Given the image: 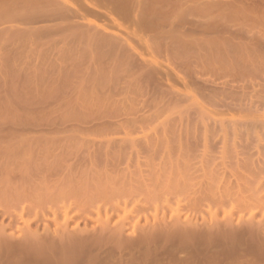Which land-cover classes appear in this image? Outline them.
Masks as SVG:
<instances>
[{
	"label": "rangeland",
	"instance_id": "obj_1",
	"mask_svg": "<svg viewBox=\"0 0 264 264\" xmlns=\"http://www.w3.org/2000/svg\"><path fill=\"white\" fill-rule=\"evenodd\" d=\"M198 1L205 3L209 0ZM221 1L226 3L208 9L205 6L201 8L203 3H197L200 7H196L194 0H53L49 6L22 5L16 0H0V129L7 133L14 126H27L28 129L35 130H30L34 132L29 135L30 140L52 139L56 135L46 132L47 126L50 128L56 124L110 121L111 118L112 121H117L142 114L146 116V122L153 126L168 123H187L191 126L200 124L197 125L200 131H197L198 135L203 130L202 124L210 126L215 121L223 124L222 126H229L228 128L235 126L233 121H246V125L253 126V129L259 125L264 128V0L263 3L261 0ZM253 2H259L262 7L246 11ZM110 38L113 40L110 41ZM223 38L228 41H222ZM122 76L127 84L124 89H116L112 84ZM113 79L112 84H109ZM107 85H110L109 88ZM256 101L263 103L261 107ZM242 123H237L236 126ZM215 124L210 128L215 129L218 126ZM219 127L217 130L221 131V125ZM263 128L254 131L263 135ZM209 131L206 133L216 135L212 129V132ZM245 132H242L244 141L248 134L255 135L248 130L245 137ZM222 134L223 132H219L217 136L220 138ZM251 134L249 137L252 139L254 136ZM215 135L214 138L218 139ZM202 136L200 134L199 137ZM71 139L70 142L76 148L80 147L76 145L81 141L98 140L94 135L86 138L75 135ZM251 139L246 144L252 146L246 149L252 150L253 145L258 146V140L254 143L256 136L253 141ZM220 141L222 142L221 138ZM220 141L218 143L221 146L217 143L218 147L215 145L214 150L212 149L216 154L214 156H217L216 160L221 158L216 162L219 165L223 155L220 154L223 151ZM70 142L68 145L73 146ZM257 146L252 152L246 150L254 155H250L253 159L251 165L254 160L262 159L260 154H264V144L258 146V150ZM202 153H205L204 147L199 148L198 154ZM249 160L246 162L247 166L244 165L246 168L243 167L245 163H241V168L234 165L227 171L224 170L226 172H223V166L218 165L219 174L215 180L207 179L202 169H198L194 175L192 189L196 192L192 196L202 205L214 202L229 209L230 204H222L218 198L226 193L230 195L228 200L239 197L238 202L242 205L244 198L250 199L249 201H254L253 198L259 200L253 207H243L237 205V202L232 215H225L220 210L215 222L221 227H233L231 230L237 233L255 229L252 237L246 236L243 240L244 244L247 241L248 246L246 244L243 249L241 246L235 250L228 248L229 246L219 249L201 246L190 255L191 258L195 257L196 262L198 259L200 262L209 258L212 261L217 259V262L224 258H237L238 261L239 258H244V264L254 261L256 262L253 264H259V259L264 264V173L261 170L263 174L260 171L258 174L257 166L253 165L250 167L257 174L253 169L252 174H249ZM256 161L258 166V163L264 162ZM208 185H211L210 190L206 189ZM6 206L9 205L4 207L7 208ZM5 208L0 201V222L5 216ZM187 211L184 210L186 216H182V223L191 219L192 225L196 224L199 228L196 225L194 227L200 229V232L210 229L208 217L203 219L200 213ZM240 215L244 218L241 219ZM6 221L5 227L8 224ZM185 223L181 224L185 225V229H195L186 226L191 223ZM14 226L15 238L10 235L11 226L6 229L10 231L6 232L7 237L10 235L8 239L4 236V240H9L8 244L22 242L19 240L17 225ZM42 228L41 226L40 235H49L50 232L45 229L42 231ZM49 236L53 237L52 234ZM159 243L164 244V249H174L173 242ZM159 243L157 248H154L155 244L151 247L154 246L155 251L158 246L159 251L164 250ZM255 247L259 249L255 250ZM93 249L95 248L85 253L92 255L95 251ZM253 249L260 256L257 252L255 255ZM155 251L153 254L157 255ZM162 252L160 254L164 258L158 260L164 262V259L171 257ZM4 255H0V264H8L7 260L9 264L15 263L14 259L10 263L8 253V256ZM88 256L86 255L87 258ZM95 256L104 257L105 254ZM178 256L182 258L185 255ZM104 258L103 261L106 259ZM172 258L170 259L175 262L177 259L176 263H179L177 256ZM83 259L79 261H86ZM189 261L193 262L191 259ZM87 263L97 264L91 261H86Z\"/></svg>",
	"mask_w": 264,
	"mask_h": 264
},
{
	"label": "bare ground",
	"instance_id": "obj_2",
	"mask_svg": "<svg viewBox=\"0 0 264 264\" xmlns=\"http://www.w3.org/2000/svg\"><path fill=\"white\" fill-rule=\"evenodd\" d=\"M16 1L22 5L49 6L53 3V0ZM194 3H200V1L194 0ZM225 3L221 0H209L205 1L201 8L205 6V8L213 9V7ZM232 3L234 2L232 1ZM253 3L248 6L252 9L246 8V11L257 10L262 7L259 6L261 5L259 2L258 5ZM198 6L199 4L196 5V7ZM111 40L113 39L110 38ZM231 41L233 40L231 39ZM227 45L229 44L227 43ZM250 47H253V45ZM256 49H259V47ZM122 77L113 82L114 78L109 84L113 82L112 86L116 89L118 87L124 89L127 82L124 76ZM109 86L106 87L109 88ZM257 103L261 107L264 102L262 104ZM121 119L112 121L111 118L110 121L97 120L77 124H56L51 125L50 128L47 126L48 129L46 128L45 131L51 135H56L52 139L37 138L30 140L29 135L34 133L32 131L35 130L28 129L27 126H14L7 133L0 129V201L3 203V208H5V205H9L6 206L8 209L5 208V216L2 217L0 222V251H2L0 255H4V252H6V255L8 253L11 257L10 263L14 259L15 263L13 264H74V262L80 264L84 256L87 262L91 261L97 264L243 263L244 258L242 260L239 258V261L237 258L234 260L224 258L218 262L217 259L212 261L210 258L208 259L209 262L205 259L203 260L207 262H202V259H200L202 261L199 262L198 259L196 262L195 257L191 258V253L193 251L197 252L201 246L216 249L229 246L228 248L232 247L233 250L243 246V249L244 245L247 244V241L244 244L243 240L246 239V236L252 237L255 231V229L254 231H246L247 229H245L247 233H237L231 230L233 228L231 224V229L225 228V225L222 227L217 225L215 222L219 217V212L223 211L225 215H232L233 209L236 208L234 204H237L240 198L231 197L228 200L227 198L230 196L227 195L228 193L220 195L218 198L222 204L226 202L230 204L231 208L229 209L214 202L202 205L196 197L192 196L193 192H196L195 189H192V179L198 169H202L209 180L217 178L219 162H216L220 161L221 158L218 157L219 160H216L217 156H214L216 154H214L213 147L220 141V138L223 145V151L220 154L223 153V155L219 166H223V172L234 165L241 168V163H245L243 167L246 168V162L250 159L248 168L251 173L249 174H252V169L255 173L256 170L257 173L258 171L264 173V162H261L264 161V154L259 152L262 156V159H259L261 163H258L260 166L263 165L261 169L257 163L255 164L256 160H254L253 165L258 168L254 171V168H251L254 155L252 154V156L246 151L252 152L257 146L253 145L252 150L246 149L252 146L246 144L251 139L249 137L251 133L248 134V130L252 132L260 127L262 129L263 126L257 124L259 128L254 126L253 129V126L246 125V121L243 123L233 121L235 126L232 125L233 127L228 128L229 126H222L223 124H218L215 121L211 125L216 123L218 124V126L215 124L217 128L221 125V131H219L220 127L217 130L215 126V130L214 127L210 128L209 123L210 126H207L206 123L205 126L201 125L203 130L198 135L197 131H199L198 126L200 124H192L193 126H191L187 123H183L185 125L168 123L162 126H153L146 122V116L143 114L130 119ZM262 121L264 122V119ZM263 122H260L261 125H263ZM223 123L226 122L223 121ZM237 123L244 124H241L244 128L240 124H238L240 127L236 126ZM245 125L249 127L246 128ZM211 129L213 133H216L214 135L218 139L214 138L212 133H206L209 130V132H212ZM219 132H223V137L219 138L217 136ZM242 132L246 133L245 137L248 134L245 141ZM257 132L259 131L256 130L252 132L255 135H251L254 136L253 138L256 136L254 143H257L256 140H258V146H260L262 143L264 144V130L262 131L263 135ZM200 134L203 135L202 138L199 137ZM75 135L84 138L88 135H94L98 140L81 141L82 145L78 142L79 144L76 143V146L80 145V147L76 148L75 144L70 142ZM253 138L251 141H253ZM63 142H67V145ZM68 142L74 145L70 146ZM227 143L230 146H227ZM218 144V146H221L220 143ZM217 145L215 147H218ZM258 146L257 150L259 149ZM200 147L205 148V153L198 154ZM228 147L232 148L229 149ZM210 186L208 185L206 189H209ZM244 200L243 205L239 202L237 205L253 207L259 203V200L254 198V201L252 199L249 201L250 199L247 200V198H244ZM184 210H188L187 212L196 211L203 216V219L208 217L211 223L208 227L210 229L207 231L203 229L204 232H200L201 230L197 229L199 227L196 224L192 225L191 219L190 221L185 220L187 224L191 223L186 226L190 228L192 226L193 228L196 225L197 228H194L198 231L185 229V225L181 226L185 223L181 221L185 215ZM240 216L241 219L244 218L242 215ZM189 217L191 216L189 215ZM5 220L8 221L6 227L4 226ZM14 224L17 225L16 228L19 230L20 237L18 238L22 242L17 243L19 241H14V244H8L7 241L9 240H4L7 237L6 232L9 231H6V229L11 226L9 228L11 233L10 231L9 233L15 238ZM41 226L43 227L42 231H44L43 229L48 230L49 235L52 234L53 237H50L47 233L45 237L41 236L39 233ZM227 226L229 227V224ZM249 228H252V226ZM159 241L171 242V244L173 242V246H171L174 249L166 247L171 250L166 252L167 249H164V244L159 243ZM175 241L177 242L175 243ZM157 243L162 244L163 248L161 249H164L162 251H164L165 256L170 255V258L177 256L179 263H176L177 259L176 262L172 260L174 257L172 259L166 258L168 260L164 259L167 261L166 263L164 260V262L158 260L163 254L162 251H159L160 246L156 251L153 249L154 246L151 247L155 244L156 247L154 248H157ZM165 245L169 246L167 243ZM92 248H95L93 249L95 250L94 253L92 252L94 255L87 254L88 250L91 251ZM251 248H253V245ZM256 248L254 249L256 250ZM99 251H101V254H105L106 259L102 256H95L96 254L101 255ZM154 251L158 258L157 255L153 254ZM95 252L99 253L95 254ZM196 252L193 253L194 256H196ZM167 253L169 254L167 255ZM86 255H89L88 258L92 256L89 261ZM178 255L185 256L180 258ZM101 257L105 260L103 261ZM190 259L193 262H190ZM98 260H102V262ZM86 261H83L84 264H86ZM259 261L258 263L261 264L260 259ZM7 262L9 264L8 260Z\"/></svg>",
	"mask_w": 264,
	"mask_h": 264
}]
</instances>
